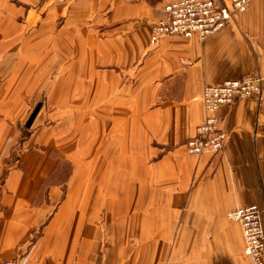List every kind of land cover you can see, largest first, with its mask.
<instances>
[{
    "label": "crops",
    "instance_id": "crops-1",
    "mask_svg": "<svg viewBox=\"0 0 264 264\" xmlns=\"http://www.w3.org/2000/svg\"><path fill=\"white\" fill-rule=\"evenodd\" d=\"M176 1L0 0V264H253L227 214L264 224V0L204 42L153 44ZM253 74L261 97L217 113L223 152L188 155L204 87Z\"/></svg>",
    "mask_w": 264,
    "mask_h": 264
},
{
    "label": "built area",
    "instance_id": "built-area-1",
    "mask_svg": "<svg viewBox=\"0 0 264 264\" xmlns=\"http://www.w3.org/2000/svg\"><path fill=\"white\" fill-rule=\"evenodd\" d=\"M54 1L63 4L72 0ZM124 1L136 3L140 0ZM252 1L231 0L228 5L220 0H179L167 4L162 18L152 27L151 41L156 44L166 37H182L198 38L204 42L222 32L236 15L245 13ZM262 91L263 79L257 74L229 80L220 85L205 86L202 102L206 119L197 128L196 135L184 144L188 155L200 157L207 153L217 155L223 152L228 134L221 128L217 113L223 107L260 98ZM227 216L242 227L246 256L253 264H264V227L258 206L238 208L230 211ZM4 264L19 262L8 261Z\"/></svg>",
    "mask_w": 264,
    "mask_h": 264
},
{
    "label": "rangeland",
    "instance_id": "rangeland-1",
    "mask_svg": "<svg viewBox=\"0 0 264 264\" xmlns=\"http://www.w3.org/2000/svg\"><path fill=\"white\" fill-rule=\"evenodd\" d=\"M53 3H55V4H60V3H57V2H55L54 0H51ZM73 1V0H72ZM72 1H69V2H66V3H70V2H72ZM66 3H63V4H66ZM159 21V20H158ZM157 21V22H158ZM156 22V23H157ZM151 32H152V30H151ZM152 42V41H151ZM157 44V43H156ZM46 99H47V96H42V98L39 100V101H37L35 104H33V106L30 108V110H29V112H28V114H27V116H26V119H25V123H24V125H23V128H22V138H23V140H24V142L26 143L28 140H29V138L31 137V135L33 134V132H34V128H33V126H34V122H35V120H36V118H37V116H38V114L41 112V110H42V108H43V105H44V103L46 102ZM38 106H40V110H39V112H38V114H37V116H36V118H35V120H34V122H33V124H32V126L31 127H27V123H28V121L30 120V118H31V116H32V114L34 113V111L36 110V108L38 107ZM188 141V140H187ZM186 141V142H187ZM186 142H184V144L186 143ZM184 144H182L183 145V147H184ZM32 150L33 148H29V150ZM35 149H37V150H40L41 148H35ZM40 151H45V149L44 148H42ZM222 153V152H221ZM220 153V154H221ZM207 154H209V153H207ZM220 154H217V155H220ZM203 155H205V154H203ZM214 155V154H213ZM195 157H197V156H195ZM59 167L61 168L60 169V173H59V171H58V173L57 174H54L53 175V178H52V181L50 180L49 181V183L50 182H53V184H60V185H63V187H64V189H66V186H67V184H68V181H70V179H71V177L73 176V174H74V168H73V164L68 160V159H60L59 160ZM48 187V185L46 186V188ZM65 192V191H64ZM43 199V198H42ZM256 206V205H255ZM259 208V207H258ZM260 209V208H259ZM261 211V210H260ZM262 214V213H261ZM262 224H263V220H262ZM240 225V224H239ZM241 226V225H240ZM263 227H264V224H263ZM9 261H18V260H9ZM6 262H8V261H6ZM6 262H4V263H6ZM19 262V261H18ZM253 262V261H252ZM3 263V264H4ZM19 264H20V262H19Z\"/></svg>",
    "mask_w": 264,
    "mask_h": 264
},
{
    "label": "water",
    "instance_id": "water-1",
    "mask_svg": "<svg viewBox=\"0 0 264 264\" xmlns=\"http://www.w3.org/2000/svg\"><path fill=\"white\" fill-rule=\"evenodd\" d=\"M39 110H40V106H38V107L36 108V110L34 111V113L32 114L30 120H29L28 123H27V127H31V126H32V124H33V122H34V120H35V118H36V116H37Z\"/></svg>",
    "mask_w": 264,
    "mask_h": 264
}]
</instances>
